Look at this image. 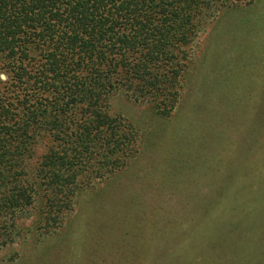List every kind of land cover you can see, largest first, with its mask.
I'll list each match as a JSON object with an SVG mask.
<instances>
[{"label":"trees","instance_id":"obj_1","mask_svg":"<svg viewBox=\"0 0 264 264\" xmlns=\"http://www.w3.org/2000/svg\"><path fill=\"white\" fill-rule=\"evenodd\" d=\"M250 1L0 0V249L14 241L25 213L57 228L81 189L126 168L138 153L137 133L109 114L110 99L145 103L169 118L200 35L213 23L209 38L221 40L223 13ZM203 129L188 141L201 146ZM257 168V183L220 209L228 220H197L189 246L159 250L161 264H264V165ZM233 233L243 242L224 238Z\"/></svg>","mask_w":264,"mask_h":264},{"label":"rangeland","instance_id":"obj_2","mask_svg":"<svg viewBox=\"0 0 264 264\" xmlns=\"http://www.w3.org/2000/svg\"><path fill=\"white\" fill-rule=\"evenodd\" d=\"M243 5L223 13L221 40L209 38L213 23L200 35L169 118L154 116L145 103L110 99L109 114L137 133L136 157L81 189L57 228L32 211L22 215L14 241L0 249V264H161L159 250L189 246L197 220H228L220 209L241 186L255 185L251 177L264 165V0ZM195 107L201 111L193 115ZM204 126V143H190ZM169 155L184 162H167ZM170 218L175 226L163 227ZM224 238L242 241L239 233Z\"/></svg>","mask_w":264,"mask_h":264}]
</instances>
